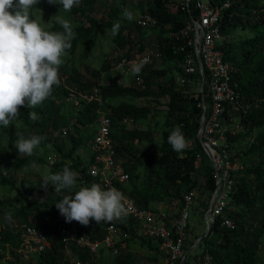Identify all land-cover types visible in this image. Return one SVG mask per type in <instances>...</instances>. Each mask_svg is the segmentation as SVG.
<instances>
[{
    "label": "trees",
    "instance_id": "16d2710c",
    "mask_svg": "<svg viewBox=\"0 0 264 264\" xmlns=\"http://www.w3.org/2000/svg\"><path fill=\"white\" fill-rule=\"evenodd\" d=\"M99 1L100 0H80V3L87 7H92ZM210 1L215 6H221L226 2L231 3L230 8L225 11L222 21L223 37L224 35H231L239 27H247L249 22H254L256 27L259 26L258 22H264V0ZM156 7L158 11L157 16L153 13L152 14L159 20L160 35L157 45L163 54L164 64L165 61H168L167 63L178 65L179 61H182L184 58L182 55H173L172 49L170 48V45H168V41L169 36L172 33L177 32L185 26V17L181 11L179 0H157ZM112 13L113 15L111 16L112 19L110 21L98 22L88 18L85 20V24L77 26L74 29L77 36L71 42V49L67 51L73 54L78 48L82 47V57L84 59L88 58L97 45L99 34L105 31H111L114 24V18L118 16V10L113 7ZM30 19L36 18L32 15ZM41 26L45 30L50 31L62 30L60 26L55 23L52 28H46L42 24ZM135 26L137 27V30H143V28L138 25ZM125 29L126 28L124 27H120L118 33L115 34L114 40L120 49L126 50L128 48V53H131L133 52L132 48L135 47V44L132 39L125 36ZM263 48L264 27H262L261 30H257L253 38L248 39L239 46H231V44L225 43L222 46V49L225 52V60L232 67V74L237 84L236 91L238 93L239 102L243 104L242 107L229 111V115L234 117V120L235 117L240 116L241 123L246 128L245 133H240L237 136H231L229 132L225 133V135H227V145L229 146L230 156L233 147L241 137L245 138L251 136L253 137L251 151L258 152V155L262 156V159L255 168H246L244 171H239V173L244 175V179H234V189L236 188V191L232 196L233 201L231 204L232 206H230L232 210L229 212V215L236 220L238 224L237 229H226L220 223V219H218L211 227V231L201 239V242L203 243L202 254L209 253L219 264H256L261 237L264 234V216L262 220L256 222V224H252L250 223L252 222V216L248 214L249 210L256 208L257 206L264 208ZM143 49L144 46L140 44L141 52H143ZM241 49L244 50L241 58H238L236 53L232 54ZM103 69L109 72L111 67L107 63L103 65ZM167 74L168 71L165 70L164 66L160 69H154L153 66L146 65L144 68L143 87H124L115 83L92 84L87 82L75 84L76 86L71 85L84 92L91 91L94 87H98L100 96L104 101L102 109L113 121L111 137L114 141L117 152L116 159L118 162H122L125 171L130 177L127 184H116V186L129 199L133 200L138 208L144 210L156 211L151 208V204L164 203L172 199H175L180 204L184 205V191L191 193L196 186V181H189L187 183L188 186L185 187V179L188 174L195 171L194 161L197 158V155L202 156L204 159V161H202V164L205 163L204 169L208 172L211 180L214 181L213 168L209 164L210 160H208L209 158L205 154L197 138L203 116V110L199 106L200 98L197 99L191 97L188 93L182 90H175L172 85H164L167 82ZM156 81L159 86L158 91L152 88V83ZM168 81H172V78ZM72 82H74V80H71V83ZM73 87L62 88V92L68 97V88ZM124 97H132L138 100L151 99L154 101L168 97L169 102L165 104V127L162 132L163 142L161 145L151 146V148H148L146 151H142L140 148H136L133 143H125V141L122 140L121 132L125 129L123 123L126 120L136 122L142 119H147L153 114L154 110L159 109L152 108L145 104H135L133 102H121L118 105H111L110 109L107 108L109 100ZM245 101H248L250 106H247ZM77 110H79L80 113V116L76 121L77 124L91 128L97 124L99 110H101V108L96 102L90 104L84 102V105ZM19 111V117L28 125V127L19 129L17 127L8 128L0 126V129L8 135L10 145H13V142L17 139V130L24 132L26 135L30 133L43 135L45 140L42 143L52 146L63 156V158L60 159V162H55L52 165L53 173L61 170L67 164L72 170L76 171L81 178H84L85 180H93L88 178L85 174L90 165L88 164L79 170L80 162L75 158L80 144H82V136L79 137L78 143L75 139H71L72 146L70 150L65 153L63 148L58 144L59 137L48 134V126L52 122L51 115H48L46 119L38 117V119L33 122L30 121L29 118V109L20 107ZM34 123L40 126L41 129H37L34 126ZM52 124L59 130L63 127V124H59V121L52 122ZM175 126H181L186 140L196 141L197 146L194 149H185L181 153L173 151L171 145L167 142V137ZM75 128L76 132L79 133L78 126H75ZM131 135L139 139L141 143L147 139L146 133L139 128L133 130ZM121 146H123V148H121ZM245 154H248V152ZM234 160L235 158L231 157L232 163H236ZM41 161L42 160L28 157H15L11 164L14 168L20 169L33 162ZM141 166L146 168L149 172V182L145 186H142L138 182V170ZM248 178L255 179L252 181L257 183L256 187H253L252 183L246 181ZM93 181L100 184L97 180ZM0 185L14 186V184L6 180L4 177L1 178ZM23 189L25 193H23L20 188L18 189L20 196L23 198H26L27 195H31L36 191L34 187L26 182H23ZM41 191L50 194L52 193L54 199V211L52 212V215L57 223L54 232L49 234L45 227V222L39 227H36L33 224L27 223V220H25V225L36 227L39 232L46 235L51 244L50 248L46 249L44 252L34 253V255H38L35 262L36 264H70L68 260L64 258L67 249L63 239L57 231V225L59 224L67 226L79 237L91 235L92 237H90L93 240H102L105 237L106 228L105 223L103 222L96 224L93 220L87 226H83L75 221L71 223L65 222L64 217L59 214V211L55 207V203H57L66 193L63 191L61 193H56L51 185H49L47 189L41 186ZM14 203L15 198L8 197L6 199H0V210L12 208ZM209 205L210 202L206 205V211L208 210ZM135 221L136 219L132 216H126L122 220L115 222L123 235H126L118 245L121 249V254L117 256V264H159V243L154 242L152 239H147L141 236L147 242L152 251V254L146 256L144 262L130 251L129 244L135 239V237H129V234L132 232L131 225ZM24 237L25 235L22 228L16 229L13 232L8 230H2V232H0V262H3L2 264H27L23 260V255L18 253V249L23 242ZM153 242L156 246L151 245ZM70 246L72 247L71 249H73L72 251L82 259H85L86 255L89 254V252L80 249L75 244ZM185 250L187 252L189 251L187 248H185ZM8 253L11 255L12 259L7 260L6 263H4V259ZM189 256L190 254L188 255V258ZM200 258L197 264H199ZM184 264H186V262Z\"/></svg>",
    "mask_w": 264,
    "mask_h": 264
},
{
    "label": "rangeland",
    "instance_id": "374dc122",
    "mask_svg": "<svg viewBox=\"0 0 264 264\" xmlns=\"http://www.w3.org/2000/svg\"><path fill=\"white\" fill-rule=\"evenodd\" d=\"M156 5L157 0H100L92 7H87L86 5L80 3L79 6L74 5L70 11L65 12L63 9L60 11L61 6L59 4L51 5L47 3V0H40V2L35 6L38 9H35L32 15L44 27L52 28L54 26V21L49 22V20L60 11V15L69 20L73 25V29H75L77 26L85 24V20L88 18L98 22L110 21L112 19L111 16L113 15L112 8L114 7L118 10V16L114 18L113 22L116 23L119 21L121 27L126 28L125 36L132 39L135 44V47L132 48V50L134 52H141L140 44L144 46L143 51L147 48L157 46L160 29L143 28V30H137L135 25H137L141 16L146 12H150L151 14L153 13L157 16L158 11ZM124 8H128L133 12L135 18L132 21L122 19L121 13ZM258 25L259 26L256 27L254 22H249L247 27H239L231 35H224L223 41L225 44H231V46H239L248 39L253 38L256 31L261 30L262 27H264V22L260 21L258 22ZM114 38L115 34H113L112 31L100 33L96 47L94 48L92 54L86 59L82 57V47L78 48L73 54L69 51H66V54H62L61 59L63 62L58 68V78L61 81L60 86H53L52 95L44 101L41 106L29 109L30 111H35L38 117L46 119L48 115H51L52 122L59 121V124H63V127L59 130L55 128L51 122L48 126V134L59 137L58 144L63 148L65 153H67L72 146L71 139H75L78 143L79 137L82 136V144H80L77 155L75 156L76 160L78 159L80 162L79 170L91 162L90 158L92 156L93 138L96 135L98 126L95 124L91 128L77 124V118L80 116L79 110L75 109L68 101V97L62 92V88L73 87L71 85L76 86L75 84L82 82L92 84L113 83L116 73L111 69L109 72L105 71L103 69V65L107 64V57H111L118 50H123L118 47ZM243 51L244 50L241 49L233 52L232 54L236 53L237 57L241 58ZM167 62L168 61H165V64L163 63L165 70L168 71V74L166 75L167 82L164 85H172L175 90L185 91L191 97L199 99L201 94L199 81L196 80L189 86L180 87L176 83L174 77V74L176 75L179 67L177 65H173V63ZM108 65L111 67L110 64ZM171 78L172 81H168L171 80ZM71 80H74V82L71 83ZM157 84V81L153 82L152 88L158 91L159 86ZM121 102H133L135 104H145L151 106L152 108H159L158 110H154L153 114L147 119H142L136 122L126 120L123 123L125 129L121 132L122 140L125 141V143H133L136 148H140L142 151H146L148 148H151V146L161 145L163 142L162 132L165 127V104L169 102L168 97L161 98L158 101L151 99L138 100L132 97L117 98L109 100L107 108L110 109L111 105H118ZM245 103L247 106H250L248 101H245ZM30 121L33 120L30 119ZM34 126L39 130L41 129V127L37 124ZM75 126H78L79 133L76 132ZM10 127L22 129L28 127V125L20 117H18L8 126V128ZM137 128L146 133V141L141 143L139 139L131 135L132 131ZM223 129L224 131L229 132L231 136H237L240 133L246 132V128L241 123L240 116L235 117V120L232 123H224ZM252 138L253 137L251 136L245 138L241 137L231 151V157H234V161L236 162L233 163L234 169L232 171V180L234 185L235 178L244 179V175L239 173V171H244L246 168H255L262 159V156L258 155V152L251 151V145L253 142ZM225 139L227 140V135H225ZM187 142L188 146L186 150H192L197 146L196 141L194 140H187ZM121 148H123V146H121ZM247 152L248 154H245ZM15 157H28L42 161L33 162L30 165L16 169L11 164L13 158ZM61 158H63V156L57 150H55L52 146H48L43 143H41V145L34 150V154L32 156H19L17 149L13 145L9 144L8 135L0 129V180L4 177L6 180L14 184V186L0 185V199H6L8 197L15 198V203L12 208L0 210V232H2V230L13 232L16 229H21V227L26 223L25 220H27V223L33 224L36 227H39L45 222L47 232L49 234L54 232L57 221L52 215V212L54 211L53 195L52 193L50 194L48 192L41 191L40 185L42 184V175L47 171L53 172L52 163L60 162ZM202 161H204L202 156L197 155V158L194 161L195 171L188 174L185 179V187L188 186L187 183L189 181H196V186L193 189L194 196L192 217L186 247L189 250L188 253L190 256L187 259L186 264H197L199 258L201 257L203 250V243L201 242V239L208 231L206 205H208L210 200H212L217 189L215 176L214 181L211 180L208 172L204 169L205 163L202 164ZM210 161L209 164L212 166L213 174L215 175L214 167ZM138 174L139 184L142 186L147 185L149 182L148 170L141 166L139 167ZM252 180L255 179H246L248 183H252L253 187H256L257 183ZM23 182L30 184L36 189L33 194L27 195L26 198L21 197L18 192V189L20 188V190L25 193L23 189ZM92 182L95 181L85 180L84 178L78 176V184L90 186ZM235 191L236 188L234 189L233 187V190L231 191L230 206H232V196ZM188 194L189 193L184 191L183 200ZM153 209L165 213L168 217L169 223L173 224L177 219H179L180 214L184 209V205L180 204L175 199H172L164 203H154ZM248 214L252 216V222L250 223L256 224V222L262 220L264 216V208L257 206L256 208L249 210ZM131 226L132 232L129 234V237L134 236L135 239L130 242L129 249L135 256L144 262L146 256L150 254L151 249L147 242L142 238L143 236L140 222L136 220ZM90 236L88 235V237ZM125 236L126 235L119 236V239L122 240ZM151 245L156 246L154 242ZM71 248V246L66 247L67 252L64 257L70 264H78V262L80 264H117V256H115L112 252H102L99 256L88 254L85 259H82L80 256L76 255ZM119 251L120 255V248ZM37 256L38 255H34V253H32L28 255V258L24 257L23 260L27 264H36L35 262L37 260ZM9 257H11V255L8 253L5 258ZM256 264H264V234L261 237Z\"/></svg>",
    "mask_w": 264,
    "mask_h": 264
},
{
    "label": "built area",
    "instance_id": "2783aa9c",
    "mask_svg": "<svg viewBox=\"0 0 264 264\" xmlns=\"http://www.w3.org/2000/svg\"><path fill=\"white\" fill-rule=\"evenodd\" d=\"M179 4L185 17V26L169 36L168 45L173 55H182L184 58L177 65L179 71L175 75L176 83L180 87H185L198 80L201 87L199 106L203 110V116L197 138L212 162L217 185L206 211L208 228L220 219L223 227L236 230L238 224L229 215L232 210L230 200L234 187L232 180L234 164L225 139L227 131L223 129L224 123L234 122V117L229 115V111L243 106L238 99L232 67L225 60V52L222 49L224 44L222 21L231 3L226 2L221 6H215L210 0H179ZM137 25L144 29H157L159 20L153 14L146 12ZM133 60L143 62V68L139 74H132L128 70V62ZM106 62L116 73L113 83L124 87H143L145 66L150 65L154 69H160L164 58L157 45L143 52L128 53V48L118 50L111 57H107ZM68 101L76 109L81 108L84 102L87 104L96 102L101 108L97 119V133L93 141L92 159L85 173L86 176L100 182L105 189L117 188L116 184H127L130 177L122 162L116 159L117 152L111 137L113 121L102 109L104 101L98 87L87 92L77 87L68 88ZM123 195L129 209L127 216H132L140 222L143 237L159 243L164 264H184L189 255L185 248L189 238L194 193L191 192L184 197V209L179 219L173 224L169 223L165 213L140 209L133 200L124 193ZM115 222L105 223L106 235L102 240H93L88 236L79 237L63 224L57 225V231L66 247L75 244L93 256H99L102 252H112L118 256L120 252L118 245L122 241L119 236L123 233ZM21 228L25 237L18 253L23 257L28 258L29 254L41 253L50 248L49 239L36 227L23 225ZM11 259L12 257L5 258L4 263ZM199 264L219 263L209 253H204L201 255Z\"/></svg>",
    "mask_w": 264,
    "mask_h": 264
},
{
    "label": "clouds",
    "instance_id": "9594fccd",
    "mask_svg": "<svg viewBox=\"0 0 264 264\" xmlns=\"http://www.w3.org/2000/svg\"><path fill=\"white\" fill-rule=\"evenodd\" d=\"M40 0H0V126L8 127L19 115L20 107L34 109L41 106L53 92V86H60L58 68L62 64V54L71 49L77 33L72 23L60 15L61 9L70 11L80 0H47L59 4L60 11L49 22L59 25L62 30H45L36 19H30ZM122 19L132 21L131 10L124 8ZM121 24H113L111 31L118 33ZM129 71L139 74L143 62L129 61ZM29 118L38 119L35 111ZM13 146L19 156H32L45 140L40 134H25L16 131ZM173 151L181 153L188 146L181 126H175L167 137ZM78 173L65 165L55 173L47 171L42 175V187L52 186L56 193L66 194L55 203L65 222L73 221L87 226L120 221L128 215L125 197L115 187L103 188L92 182L90 186L78 184Z\"/></svg>",
    "mask_w": 264,
    "mask_h": 264
},
{
    "label": "crops",
    "instance_id": "0c3cea01",
    "mask_svg": "<svg viewBox=\"0 0 264 264\" xmlns=\"http://www.w3.org/2000/svg\"><path fill=\"white\" fill-rule=\"evenodd\" d=\"M92 157V156H91ZM91 159V158H90ZM153 207H154V203L153 204H151V208L153 209ZM154 210V209H153ZM157 211V210H156ZM150 254H152V251H150ZM159 256H160V263L162 264H164V258H163V256H162V254H161V251H160V248H159Z\"/></svg>",
    "mask_w": 264,
    "mask_h": 264
},
{
    "label": "water",
    "instance_id": "95a60500",
    "mask_svg": "<svg viewBox=\"0 0 264 264\" xmlns=\"http://www.w3.org/2000/svg\"><path fill=\"white\" fill-rule=\"evenodd\" d=\"M211 231V227L208 228L207 234Z\"/></svg>",
    "mask_w": 264,
    "mask_h": 264
}]
</instances>
